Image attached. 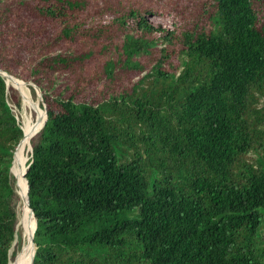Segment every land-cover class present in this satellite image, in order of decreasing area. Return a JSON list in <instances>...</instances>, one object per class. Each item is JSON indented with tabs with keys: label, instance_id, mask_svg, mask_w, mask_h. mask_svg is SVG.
Masks as SVG:
<instances>
[{
	"label": "trees",
	"instance_id": "obj_1",
	"mask_svg": "<svg viewBox=\"0 0 264 264\" xmlns=\"http://www.w3.org/2000/svg\"><path fill=\"white\" fill-rule=\"evenodd\" d=\"M0 70L47 114L32 264H264V0H0ZM14 91L0 76V264Z\"/></svg>",
	"mask_w": 264,
	"mask_h": 264
},
{
	"label": "bare ground",
	"instance_id": "obj_2",
	"mask_svg": "<svg viewBox=\"0 0 264 264\" xmlns=\"http://www.w3.org/2000/svg\"><path fill=\"white\" fill-rule=\"evenodd\" d=\"M8 83H13L16 84L18 89L21 91L23 95V102L27 103V97L29 99V102L33 103L30 99V95L27 93V90L25 88V85L19 81V80H10L9 78L7 79ZM21 88V89H20ZM28 94V95H27ZM35 104L34 110L37 116V125L36 127L32 124V120L29 119L27 115L23 116V126H22V131H23V137L18 146L16 147L14 151V156L12 159V164H11V174L12 176H17L19 177V182H18V196H19V201L17 205V218L19 222V229L22 232V236L25 237V243L24 246L21 248V250L18 252L16 256V260L13 262V264H31V256L33 253L32 250V245L30 243L31 235L34 230V220L31 216V213L29 209L27 208L26 205V182L24 180V175L26 173V169L24 166V161L22 162V159L27 160V150L28 147L30 146V139L41 129L42 124H43V119L40 116L39 110H38V104ZM32 151V149H31ZM24 157V158H23ZM16 180V179H15ZM23 205L25 207L23 208ZM16 230H18L16 226ZM10 263V262H9Z\"/></svg>",
	"mask_w": 264,
	"mask_h": 264
},
{
	"label": "rangeland",
	"instance_id": "obj_3",
	"mask_svg": "<svg viewBox=\"0 0 264 264\" xmlns=\"http://www.w3.org/2000/svg\"><path fill=\"white\" fill-rule=\"evenodd\" d=\"M51 52V51H50ZM45 54L46 55H48V54H50L49 52H45ZM7 73V72H6ZM9 74V73H8ZM11 75V74H10ZM13 76V75H12ZM69 76V75H68ZM14 77V76H13ZM15 78H17V77H15ZM19 81H22V82H24V83H33L31 80L30 81H25V80H22V79H19V78H17ZM4 80H5V78H4ZM9 84V87H12V85L11 84H13V83H8ZM34 84V83H33ZM11 85V86H10ZM35 86H37L36 84H34ZM30 85H25V88H26V90H27V93L30 95V100L33 102V103H36V105L38 104L39 105V107L41 108V105H42V109H45L44 107H45V105H44V102H43V97H42V93H41V91H40V95H37V93H36V91H35V95H33L32 96V94H31V90H30ZM38 87V86H37ZM7 88V87H6ZM13 88V87H12ZM39 88V87H38ZM14 89H15V93H13L10 97H11V99L10 98H8V100H7V102H8V104H9V106H10V108H11V111H12V113H13V115L15 116V118H16V120H17V122L19 123V125L21 126V128H22V126H23V116L24 115H27L28 117H29V119H31L32 120V124L36 127V125H37V116H36V113H35V110H34V107L33 106H35V104H33V103H31V102H29V99H28V97L26 98L27 100V103L25 102H23V95H22V93H21V91L19 90V89H16V87L14 86ZM21 89V88H20ZM40 89V88H39ZM27 94V95H28ZM18 96V97H20V106L18 107L17 105H15V103H14V100H13V97L14 96ZM26 150H27V153H28V155H27V160L25 159H22V162L24 161V166L27 164V162L30 160V158H31V154H32V151H31V147H28V149H27V147H26ZM14 156V155H13ZM24 158V157H23ZM26 169V168H25ZM12 175V174H11ZM13 178H14V180H15V192H16V194L18 195V182H19V177H17V176H12ZM18 198H19V196H18ZM18 205V204H17ZM25 207V205H23V208ZM17 209V208H16ZM18 232V234H17V241H16V243H18V239H19V236L18 235H21V248L24 246V244L23 243H25V237L24 236H22V232L18 229L17 230ZM14 249V247L11 249V251ZM21 250V249H20ZM19 250V251H20ZM32 250H33V247H32ZM18 251V252H19ZM18 254V253H17ZM16 254V255H17ZM16 260V256H15V258H14V260H12L11 262H14ZM10 264V263H9Z\"/></svg>",
	"mask_w": 264,
	"mask_h": 264
},
{
	"label": "water",
	"instance_id": "obj_4",
	"mask_svg": "<svg viewBox=\"0 0 264 264\" xmlns=\"http://www.w3.org/2000/svg\"><path fill=\"white\" fill-rule=\"evenodd\" d=\"M0 76L2 77V78H5V84H6V87L8 88L9 87V84H8V81H7V79L9 78L10 80H18L17 78H15V77H13L12 75H10V74H8V73H6L5 71H3V70H0ZM22 82V81H21ZM24 85H30V86H32L33 87V89L36 91V93H37V95H40V89L37 87V86H35L33 83H24V82H22ZM12 87L14 88V86L12 85ZM43 112H44V115H45V120H44V122H43V124H42V127L44 126V124H45V121H46V119H47V114H46V111H45V109H43ZM22 140V139H21ZM20 140V141H21ZM20 143V142H19ZM18 146V145H17ZM11 164H12V161H11ZM27 168H28V165L26 166ZM11 168V167H10ZM9 172L11 173V169L9 170ZM24 180H25V182H26V205H27V208L29 209V211H30V213H31V216H32V218H33V220H34V230H33V233H32V235H31V239H30V243H31V245H32V247H33V253H32V256H31V264H32V262H33V257H34V253H35V245H34V243H33V235H34V232H35V229H36V219H35V217H34V215H33V212H32V210H31V208L29 207V204H28V185H27V180H26V178H25V176H24ZM16 239H17V236H15V241H14V244H15V242H16ZM17 256V255H16ZM9 264V263H8Z\"/></svg>",
	"mask_w": 264,
	"mask_h": 264
},
{
	"label": "clouds",
	"instance_id": "obj_5",
	"mask_svg": "<svg viewBox=\"0 0 264 264\" xmlns=\"http://www.w3.org/2000/svg\"><path fill=\"white\" fill-rule=\"evenodd\" d=\"M16 236H17V233H16ZM16 241H17V239H16ZM13 245H15L14 242H13ZM12 248H13V247H12ZM9 262H10V261H9Z\"/></svg>",
	"mask_w": 264,
	"mask_h": 264
}]
</instances>
